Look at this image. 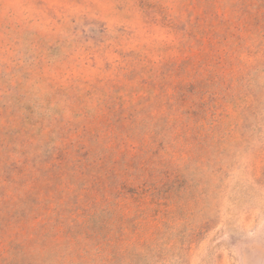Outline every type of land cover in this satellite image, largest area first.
<instances>
[{
  "label": "rangeland",
  "instance_id": "obj_1",
  "mask_svg": "<svg viewBox=\"0 0 264 264\" xmlns=\"http://www.w3.org/2000/svg\"><path fill=\"white\" fill-rule=\"evenodd\" d=\"M0 264H264V0H0Z\"/></svg>",
  "mask_w": 264,
  "mask_h": 264
}]
</instances>
